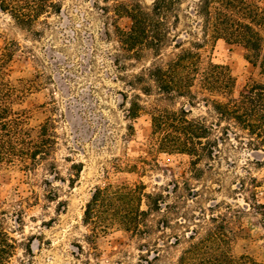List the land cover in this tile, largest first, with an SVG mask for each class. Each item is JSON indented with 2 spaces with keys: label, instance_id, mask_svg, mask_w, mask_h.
Returning a JSON list of instances; mask_svg holds the SVG:
<instances>
[{
  "label": "rangeland",
  "instance_id": "rangeland-1",
  "mask_svg": "<svg viewBox=\"0 0 264 264\" xmlns=\"http://www.w3.org/2000/svg\"><path fill=\"white\" fill-rule=\"evenodd\" d=\"M58 1L61 13L42 17L35 26L37 35L21 30L0 11L3 77L18 91L12 109L33 138L47 120L54 121L57 134L49 158L54 164L52 171L38 166L27 174L19 166H0V206L7 212L4 227L17 243L9 264H173L185 245L165 247L166 237L155 243L159 260H154L153 247H140L142 240L117 227L100 235L93 249L86 243L90 232L82 219L94 187L105 182L139 181L146 192L178 183L179 211L196 218L188 227L206 223L212 214L221 215L230 253L264 263V230L252 209L255 201L264 204V147L254 150L234 142L236 148L226 150L225 158L213 164V172L191 178L187 156L163 153L151 145L147 112L134 120L126 117L133 95L139 91L138 87L130 89L125 81L154 62L166 61L175 52L172 47L159 59L147 51L141 60L118 59L122 53L110 25L114 2ZM195 1L183 0L179 40L200 41L205 60L229 68L235 81L234 96L247 83L264 81L258 65L246 59L243 47L213 39L211 33L202 38ZM140 3L150 7L152 0ZM116 21L121 29H129V19ZM122 93L128 96L126 102ZM139 103L146 111L153 106L184 107L191 118L207 116L203 105L190 107L183 99L169 102L156 92L149 97L141 95ZM127 163L137 169L125 170ZM74 164H81L82 170L70 187ZM44 180L64 206L47 199L49 187ZM159 217L154 214L149 222L154 226ZM158 234L155 230L152 239L157 240Z\"/></svg>",
  "mask_w": 264,
  "mask_h": 264
},
{
  "label": "trees",
  "instance_id": "trees-1",
  "mask_svg": "<svg viewBox=\"0 0 264 264\" xmlns=\"http://www.w3.org/2000/svg\"><path fill=\"white\" fill-rule=\"evenodd\" d=\"M105 1L114 2L110 25L122 53L117 55L118 59L122 56L141 60L146 51L159 59L164 50L172 47L175 51L166 61L154 62L125 81L130 89L138 87L139 91L133 95L126 117L134 120L142 112L149 114L151 145L163 153L187 156L188 170L194 179L213 172V164L225 158L226 150L236 148L234 142L254 150L264 147V81H251L234 96L235 81L229 68L205 60L200 41L179 40L177 29L183 0H152L150 7L142 6L140 0ZM61 7L58 0H0V11L32 35L38 34L35 26L42 17L59 15ZM193 9L201 21L203 39L211 33L213 39L243 47L246 59L257 64L264 76V0H196ZM121 18L130 21L127 31L117 24L116 20ZM3 62L4 59L0 60V166H19L27 174L35 172L38 166L52 171L54 164L49 158L57 145L54 121L47 120L40 126L36 138L23 127L20 115L12 109L18 91L4 79ZM153 92L169 102L183 99L190 107L203 105L207 116L191 118L184 107L153 106L146 111L139 103L141 95L149 97ZM121 96L126 102L128 96L125 93ZM127 164L125 170L137 169L136 165ZM72 170L70 187L79 177L82 165L74 164ZM252 180L257 184L256 179ZM44 183L49 187L47 199L64 206L52 185L47 180ZM177 192L178 183L154 192H146L141 181L95 186L82 219L90 232L86 243L92 248L100 235L117 227L142 240L140 247H153L155 253L158 249L155 243L161 237H166L165 247L184 244L173 264H264L230 253L221 215L212 214L206 223L188 227L187 223L196 218L179 211ZM252 209L260 217L264 230V204L255 201ZM154 214L160 217L153 226L149 218ZM6 216L0 206V264H9L17 249L15 239L4 227ZM155 230L159 233L157 240L152 239ZM154 260H159L158 253Z\"/></svg>",
  "mask_w": 264,
  "mask_h": 264
}]
</instances>
